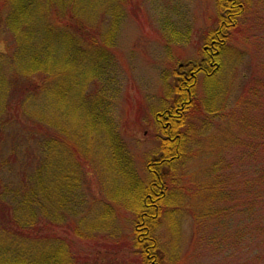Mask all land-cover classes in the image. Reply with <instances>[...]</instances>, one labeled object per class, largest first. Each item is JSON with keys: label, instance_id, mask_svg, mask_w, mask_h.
<instances>
[{"label": "rangeland", "instance_id": "rangeland-1", "mask_svg": "<svg viewBox=\"0 0 264 264\" xmlns=\"http://www.w3.org/2000/svg\"><path fill=\"white\" fill-rule=\"evenodd\" d=\"M86 1L79 21L99 33L93 38L108 49L99 73L82 86L88 89L90 116L85 121L79 112L70 118L61 106L47 109L50 117L57 116L61 158L69 163L63 184L72 181L74 187L64 186L48 205L51 219H44L42 240H18L19 249L28 252V261L36 253L44 264H51L54 253L55 264H151L138 246L135 187L147 183L149 160L161 154L166 125L158 113L177 98V75L189 72L196 113L185 128L184 154L168 178L165 210L153 234L157 255L162 264H238L229 245L234 229L221 226L218 211L233 206L232 216L244 213L250 206L245 198L264 180V0H240L244 13L217 56L216 71L201 61L220 27L225 0ZM110 3L118 12L114 24ZM62 13L52 11L48 21L56 24ZM4 16L0 54L8 53L12 39ZM200 64V71L191 68ZM5 65L0 62L4 89L10 79L4 72L12 74ZM15 93L18 104L23 95ZM216 108L219 115L212 114ZM17 125L24 136L23 125ZM21 143L16 142L20 157L26 149ZM11 146L9 141L4 149ZM240 202L243 206L235 207ZM249 223L242 224L245 234L254 230ZM9 226L0 222V264L15 263Z\"/></svg>", "mask_w": 264, "mask_h": 264}, {"label": "trees", "instance_id": "trees-1", "mask_svg": "<svg viewBox=\"0 0 264 264\" xmlns=\"http://www.w3.org/2000/svg\"><path fill=\"white\" fill-rule=\"evenodd\" d=\"M0 2L3 6H0V15H5V29L12 38L7 43L8 53L0 54V62L4 65L8 63L12 72L11 76L7 71L4 72L10 78L4 89L1 72L5 69L2 68V71L0 68V222L8 221L10 233L16 241V249L11 250L15 261L13 264H21V261L27 263L25 256L28 252L19 249L18 240H31L33 243L42 240L43 230L48 227L44 219H51L48 205L60 198L64 186H73L72 181L69 185L63 184L66 177L62 175L65 165L69 163L61 158L63 148L57 116L50 117L47 109L59 110L61 106L70 118L72 114L78 116L79 112L86 121L92 104L85 98L88 89L82 86L99 73L108 49L98 45L93 38L99 33L88 31L85 23L79 21L83 15L82 8L88 3L86 0ZM109 6L114 14V24L118 12L116 5L110 3ZM221 7L223 18L220 27L211 36V46L201 61L215 71L219 66L217 56L227 49L238 20L244 13V2L225 0ZM52 11L64 12L56 24L48 21ZM191 68L197 72L203 67L200 64ZM188 73L177 75V98L171 107L158 113V118L165 120L166 125L165 138L161 140V154L149 160L147 168L150 178L147 183L135 187L136 195H139L135 209V213H139L137 221L140 223L136 230L138 246L148 257L147 263L151 264H162L153 234L162 210H165L163 206L170 184L168 178L175 162L183 156L188 141L185 128L191 125L188 123L189 117L196 113L193 103L195 86ZM17 91L23 96L15 104L12 96ZM214 100L215 97L209 100V104H214ZM27 105L30 110H23ZM212 114L219 115L218 108ZM17 124L23 125L24 136L18 133L21 129ZM9 130L16 131L11 138L6 135ZM9 141L12 146L5 150ZM17 141L26 147L21 157ZM252 191V197L245 198V201H250V206L244 213L236 215V211H233L232 216L229 212L233 206L230 210L229 206H222L218 211L221 226L234 229L229 245L234 249L238 264H264V180L258 181L256 189ZM242 206L240 202L235 207ZM247 221L254 230L245 234L243 226ZM246 246H249L248 251ZM231 247L226 253L232 251ZM55 255L50 256L51 264L56 263ZM31 257L27 264H44L42 260L37 261L36 253L31 254Z\"/></svg>", "mask_w": 264, "mask_h": 264}]
</instances>
